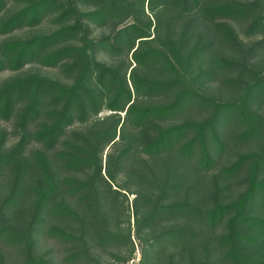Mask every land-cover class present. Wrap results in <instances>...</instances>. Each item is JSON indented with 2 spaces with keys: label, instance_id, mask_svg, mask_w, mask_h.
Segmentation results:
<instances>
[{
  "label": "trees",
  "instance_id": "obj_1",
  "mask_svg": "<svg viewBox=\"0 0 264 264\" xmlns=\"http://www.w3.org/2000/svg\"><path fill=\"white\" fill-rule=\"evenodd\" d=\"M45 21L0 40L63 78L0 83V264H264V0H0V35Z\"/></svg>",
  "mask_w": 264,
  "mask_h": 264
},
{
  "label": "rangeland",
  "instance_id": "obj_2",
  "mask_svg": "<svg viewBox=\"0 0 264 264\" xmlns=\"http://www.w3.org/2000/svg\"><path fill=\"white\" fill-rule=\"evenodd\" d=\"M17 6H18L17 4L10 3L7 10L11 11L14 8H16ZM54 26L55 25L53 23H51L50 21H45L36 27L22 28V29L15 30L14 32L6 34V35H0V40H2L4 38H9V37H26V36H29V35L34 34V33L48 32ZM102 30L100 28H94L93 29V35H98L99 33L102 32ZM97 58L101 59V60H105V61L109 60L106 56H104L101 53L97 54ZM26 73H38V74L45 75V76H48V77H51L54 79L63 80L62 75L59 73V71L57 69L42 66L39 64H35V63H31V64L25 65L22 69L17 70V71L5 70V71L0 72V83L6 79L13 77V76L23 75ZM203 88L205 90H207L209 92H213L215 94L220 92V88H217L214 85H205ZM105 113L106 112H103L102 115H104ZM185 117H190V118L196 119V118L200 117V115L198 113L190 111L186 115H184V118ZM0 128H6V129L10 130L11 129V123L0 120ZM12 141H13V138L10 137L9 142H12ZM254 148H255L254 146H243V145L233 146V154H228L226 152L224 154V156L221 157L220 162H221V164L222 163L223 164L228 163L230 160H232L234 158L235 152L243 151V150H247V149H254ZM107 150L108 149H106L105 152H107ZM104 158H105V153L103 155V160H104ZM241 189H242V186L237 185L234 180L232 182H229L227 190L225 192L228 196V197L227 196L226 197L231 198V197L235 196V194L238 191H240ZM132 197H133V194H129V199ZM131 222H132V219H131ZM132 227H133V223H132ZM5 250H6V248L4 246L0 245V251L4 252ZM62 250H63L62 245L58 241H55L54 239H50L46 236H42L40 238L38 244L36 245V251H38V252L51 251L55 258L59 257L61 255ZM111 251L112 250L101 251L100 258L106 263L118 264V261L112 257ZM139 257H140L139 249L136 246V252L133 255V257L131 259H129L128 264L137 263Z\"/></svg>",
  "mask_w": 264,
  "mask_h": 264
}]
</instances>
